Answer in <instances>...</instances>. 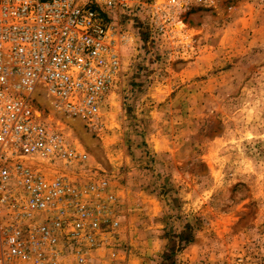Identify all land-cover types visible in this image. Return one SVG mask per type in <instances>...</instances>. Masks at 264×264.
<instances>
[{
	"label": "rangeland",
	"instance_id": "obj_1",
	"mask_svg": "<svg viewBox=\"0 0 264 264\" xmlns=\"http://www.w3.org/2000/svg\"><path fill=\"white\" fill-rule=\"evenodd\" d=\"M152 1L116 16L122 76L96 128L37 106L113 196L89 264H264V0Z\"/></svg>",
	"mask_w": 264,
	"mask_h": 264
},
{
	"label": "built area",
	"instance_id": "obj_2",
	"mask_svg": "<svg viewBox=\"0 0 264 264\" xmlns=\"http://www.w3.org/2000/svg\"><path fill=\"white\" fill-rule=\"evenodd\" d=\"M140 2L0 0V264H89L108 241L107 181L88 177L87 152L37 106L96 128L122 76L116 16Z\"/></svg>",
	"mask_w": 264,
	"mask_h": 264
},
{
	"label": "bare ground",
	"instance_id": "obj_3",
	"mask_svg": "<svg viewBox=\"0 0 264 264\" xmlns=\"http://www.w3.org/2000/svg\"><path fill=\"white\" fill-rule=\"evenodd\" d=\"M177 27H181L182 25H180L179 23H177V25H176ZM50 104V103H49ZM37 115L39 116V114L37 113ZM69 118V117H68ZM67 118V119H68ZM70 121H72L75 125H76V122L74 121V120H72V119H69Z\"/></svg>",
	"mask_w": 264,
	"mask_h": 264
}]
</instances>
